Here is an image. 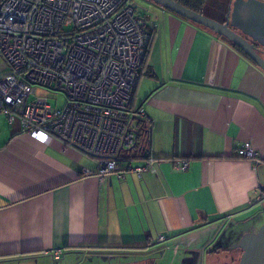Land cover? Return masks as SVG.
Segmentation results:
<instances>
[{"label": "crops", "instance_id": "obj_1", "mask_svg": "<svg viewBox=\"0 0 264 264\" xmlns=\"http://www.w3.org/2000/svg\"><path fill=\"white\" fill-rule=\"evenodd\" d=\"M228 4L202 12L222 22ZM151 10L133 108L154 164L138 176L126 167L146 158H124V178L99 177L92 157L0 115V264H238L227 246L264 223V163L237 155L250 142L264 159V72L210 29Z\"/></svg>", "mask_w": 264, "mask_h": 264}, {"label": "built area", "instance_id": "obj_2", "mask_svg": "<svg viewBox=\"0 0 264 264\" xmlns=\"http://www.w3.org/2000/svg\"><path fill=\"white\" fill-rule=\"evenodd\" d=\"M149 42L144 15L131 0H0V115L37 142L54 136L92 157L99 177L140 176L155 162L145 134L138 139L143 110L133 108ZM37 86L62 92L64 105L36 95ZM138 142L146 149L135 153H144L146 163L124 171L119 162ZM237 155L264 163L250 142ZM187 167L186 160L175 162ZM51 255L59 258L61 250Z\"/></svg>", "mask_w": 264, "mask_h": 264}, {"label": "water", "instance_id": "obj_3", "mask_svg": "<svg viewBox=\"0 0 264 264\" xmlns=\"http://www.w3.org/2000/svg\"><path fill=\"white\" fill-rule=\"evenodd\" d=\"M143 10L155 15L153 6H160L178 16L200 24L215 34L224 37L239 47L250 60L264 72V1L261 0H229L228 12L224 21H217L201 11H194L177 0H144ZM241 12L244 18L241 20ZM250 39H249V38ZM264 192V184L260 185ZM239 248L241 255L238 264H264V223L256 232H246L231 249Z\"/></svg>", "mask_w": 264, "mask_h": 264}, {"label": "trees", "instance_id": "obj_4", "mask_svg": "<svg viewBox=\"0 0 264 264\" xmlns=\"http://www.w3.org/2000/svg\"><path fill=\"white\" fill-rule=\"evenodd\" d=\"M177 1H179L182 5L186 6L187 8H190V9H192L194 11H201V12H202V7H203V5L206 2V0H177ZM230 43L233 45V47L240 54H242L243 56H245L246 58H248L250 60V58L239 47H237L232 42H230ZM142 122H143L142 120H140L138 122V127H139V130H140L138 132V139H140V140H142V138L140 137V135H144V134L146 135L145 132H148L146 126ZM140 148H142L144 150V149H146V146L144 144L138 142L136 146H134L131 150H128L125 154H123L122 159H124V158L125 159H130V158L138 157V156H142V157L146 158V155L144 153L137 154V153H139V151H141ZM135 152H137V153H135Z\"/></svg>", "mask_w": 264, "mask_h": 264}, {"label": "rangeland", "instance_id": "obj_5", "mask_svg": "<svg viewBox=\"0 0 264 264\" xmlns=\"http://www.w3.org/2000/svg\"><path fill=\"white\" fill-rule=\"evenodd\" d=\"M131 2L136 5L138 10H143V7L146 5L144 0H131ZM0 69H3V66H0ZM36 95L48 96L49 97V99H48L49 103L54 107H62L66 101V96L62 92L57 91V90H52L50 88L42 87V86L36 87ZM259 227L256 228V231L259 229ZM236 242H233L232 244L227 246V249L232 247ZM239 250H240L239 248L230 249L231 252H236V253L239 252Z\"/></svg>", "mask_w": 264, "mask_h": 264}]
</instances>
